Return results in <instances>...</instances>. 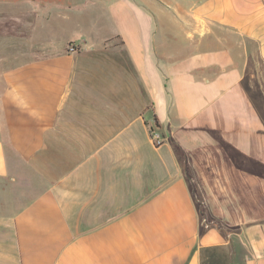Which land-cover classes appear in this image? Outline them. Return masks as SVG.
<instances>
[{
	"label": "crops",
	"instance_id": "1",
	"mask_svg": "<svg viewBox=\"0 0 264 264\" xmlns=\"http://www.w3.org/2000/svg\"><path fill=\"white\" fill-rule=\"evenodd\" d=\"M163 1L1 74L0 264H264V0Z\"/></svg>",
	"mask_w": 264,
	"mask_h": 264
},
{
	"label": "rangeland",
	"instance_id": "2",
	"mask_svg": "<svg viewBox=\"0 0 264 264\" xmlns=\"http://www.w3.org/2000/svg\"><path fill=\"white\" fill-rule=\"evenodd\" d=\"M111 1L114 0H0V76L9 66L32 62L33 57L35 60L38 44H58L67 37L97 44L111 33L102 29V16ZM147 1L155 10L167 9L166 1ZM66 48L76 51L74 44ZM31 70L27 67V72Z\"/></svg>",
	"mask_w": 264,
	"mask_h": 264
},
{
	"label": "built area",
	"instance_id": "3",
	"mask_svg": "<svg viewBox=\"0 0 264 264\" xmlns=\"http://www.w3.org/2000/svg\"><path fill=\"white\" fill-rule=\"evenodd\" d=\"M150 132H151L153 144L160 145L162 143V139L160 138V136L153 130H151Z\"/></svg>",
	"mask_w": 264,
	"mask_h": 264
}]
</instances>
